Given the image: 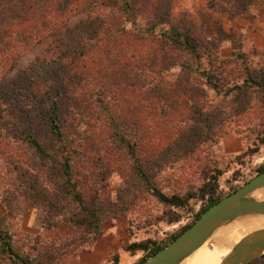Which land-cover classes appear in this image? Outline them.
<instances>
[{"label":"rangeland","instance_id":"374dc122","mask_svg":"<svg viewBox=\"0 0 264 264\" xmlns=\"http://www.w3.org/2000/svg\"><path fill=\"white\" fill-rule=\"evenodd\" d=\"M124 4L125 0H0V94L9 99L11 93L8 90L19 74L33 69L39 58L50 62L56 60L53 55L55 41L68 27L86 16L114 15L109 23L111 36L120 35L119 31L124 30L142 38L137 41L134 36H124L121 42L136 43L127 58L138 66L136 73L141 76L144 86L134 93L125 87L121 94H117L121 99L117 108L128 116L130 140L135 143L139 156H144V152L153 155L174 140L176 132L169 133V128L181 119L178 120L182 111L173 113L168 119L155 117L158 114L154 113L152 102L148 100L152 97L154 85L159 82L163 87H174L178 78H190L207 91L204 102L223 107L229 113L218 141L186 158L167 162L156 171V183L168 196L177 193L186 196L189 190H198L205 185L209 186L205 191L212 190L216 184L215 197L221 201L256 177L264 165V90L256 92L260 98L254 101L252 111L236 116L238 106L234 97L217 94L201 73L209 69L210 58L212 61L215 57H222L230 59L231 83L242 82L243 61L237 56L243 51L248 65L264 66V51L253 45L254 38L249 36L246 26L241 25L251 18L254 6L264 11V0H174L173 16L192 20L202 36L200 60H190L174 49L166 50L165 54L158 53L156 42L160 41L161 32L169 27L160 26L154 32L148 31L152 22L150 14L130 15L122 10ZM249 7V15H242ZM238 46L241 52L236 50ZM67 60L54 77L63 82V87L58 89L65 127L70 135L75 131L80 138L83 137L84 149L89 148L86 150L89 156L84 161L92 159L86 164L87 167L90 165L92 173L98 172L100 167L108 169L107 177L97 176L96 182L88 180V174L84 173L83 182L114 196L115 202H119L124 187L136 178L138 181L134 160L112 143L106 128L108 117L101 113L95 91L90 93L94 85L86 87L81 83L84 76L93 73L91 67H81L87 58ZM182 63H190L193 71L184 72L180 67ZM49 77L53 78L51 74ZM19 86L17 96L10 98L14 105L19 104L21 98L36 105L30 90L21 82ZM128 99L132 101L130 111L124 103ZM141 99L143 103H134ZM3 106L0 102V107ZM184 114L187 115L185 110ZM30 117V121L21 120L12 114L0 120V227L9 230L15 249L37 264H142L153 255L148 256L143 250L131 252V245L154 242L167 247L175 234L196 223L198 215L209 203L207 195L204 200L194 198L185 207L178 208L142 192L129 211L104 222L101 236L79 244L77 240L82 232H75L63 218L47 220L42 200L25 189L24 176H31L40 182V189L50 193L53 190L48 175L45 176L35 164L37 155L22 138V131L33 125L40 134L39 138L44 140L35 114ZM0 264H15L1 254V248Z\"/></svg>","mask_w":264,"mask_h":264},{"label":"trees","instance_id":"16d2710c","mask_svg":"<svg viewBox=\"0 0 264 264\" xmlns=\"http://www.w3.org/2000/svg\"><path fill=\"white\" fill-rule=\"evenodd\" d=\"M173 6L174 0H125L122 10L134 16L150 14L152 22L149 24L148 31L154 32L160 26L169 27L161 32L160 41L156 42L158 53L165 54L166 50L174 49L182 53L184 57L200 60V49L203 48L199 46V43L202 42V36L194 27L192 20L187 17L173 16ZM249 10L250 7L242 15L247 17ZM113 16L83 17L56 39L55 53L53 52L56 60L50 62L46 59L39 60V58L33 69L23 70L19 74L12 88L8 90L11 93L10 96H17V92L20 91L19 82H21L30 90L36 105H30L26 98H21V102L14 105L10 96L6 99L7 95L0 94V102L4 105L0 107V120H3L4 116L15 114L21 120L30 121V115L34 113L35 120L42 127L41 136L44 140L39 138L40 134L36 133L33 125L22 131V138L37 155L35 158L40 163L37 161L35 164L45 176L48 175L47 178L50 180L48 183L52 184L53 190L50 193L49 190L40 189V182L38 183L31 176L28 178L24 176L25 189L42 200L41 205L47 220L56 221L58 218H63L75 232L78 230L82 232L81 238L77 240L79 244L101 236L104 222L129 211L142 192L151 194L165 205L178 208L185 207L194 198L204 200L209 195V203L200 212L197 220L220 201L215 197L216 184L212 190L205 191L208 186L205 185L198 190H189L186 196L178 193L168 196L156 183V171L161 170L167 162L186 158L190 153L200 151L205 145L218 141L221 136L220 129L228 120L229 113L223 107L204 102L208 96L207 91L204 87L194 84L190 78H178L174 87L168 85L163 87L159 82L154 85L155 89L151 90L152 97L148 100L152 102L154 113L158 114L155 117L168 119L173 113L182 111L178 120L181 119L169 128V133L176 132L174 140L153 155L144 152L145 157L142 154L139 156L135 143L130 140L128 116L124 110L117 108L121 100L117 94H121L125 87H129L134 93L136 89L140 91L144 86L140 81L141 76L136 73L138 66L127 58L129 51L133 50L136 43L121 42L124 36H134L137 41L142 38L139 35L135 36L134 33L128 34L124 30L119 31L120 35L111 36L109 23ZM194 32L197 34L194 35ZM236 50L240 51V47H236ZM244 52L237 56V59L243 61L242 82L231 83L230 59L222 57H215L212 61L210 58L209 69L201 73L202 78L213 87L217 94L224 93V96L234 97V102L238 106L236 116H242L249 110L252 111L254 101L260 98L256 92L264 90V66L257 68L248 65ZM85 57L87 60L81 67H91L93 73L84 76L81 83H85L86 87L94 85L90 93L92 90L95 91L94 96L97 97L101 113L104 112L103 115L108 117L106 128L110 139L117 148L130 154L138 174V181L136 178L124 187V194L119 202H115L114 196L111 197L93 186L84 184V173L88 174V180L96 182L97 176L107 177L108 169L100 167L98 172H91L90 165L87 167L86 164L92 159H85L88 162L84 161V158L89 156V152L86 151L89 148L84 149L83 137L80 138L75 131L73 135L67 132L61 114L58 87H63V82H60V78L54 77L57 70L64 67L63 63L66 59L79 61ZM180 67L184 72L193 71L190 63H182ZM49 74L53 78H50ZM107 97L108 100H106ZM136 102V105H139V102L141 104L144 101L141 99L134 103ZM261 102H263L262 99ZM124 103L130 111L132 101L128 99ZM32 106L34 110L31 109ZM142 108L140 106V109ZM184 110L187 115L184 114ZM141 132L142 130H140V136ZM111 149L114 148L111 147ZM262 172H264V165L259 168L258 174ZM46 192L48 193L45 194ZM194 223L175 234L171 241L177 239ZM165 246L154 242L134 243L129 251L143 250L148 252V256H152ZM0 248L1 254L14 261L15 264H37L29 256H24L15 249L11 233L2 226L0 227ZM262 261H264V256L252 264H261Z\"/></svg>","mask_w":264,"mask_h":264},{"label":"water","instance_id":"95a60500","mask_svg":"<svg viewBox=\"0 0 264 264\" xmlns=\"http://www.w3.org/2000/svg\"><path fill=\"white\" fill-rule=\"evenodd\" d=\"M262 188L264 172L209 208L192 227L142 264H179L200 249L216 231L245 215H264V201L251 197ZM263 251L264 229H260L244 237L232 250L228 264H251L263 256Z\"/></svg>","mask_w":264,"mask_h":264},{"label":"bare ground","instance_id":"6f19581e","mask_svg":"<svg viewBox=\"0 0 264 264\" xmlns=\"http://www.w3.org/2000/svg\"><path fill=\"white\" fill-rule=\"evenodd\" d=\"M251 197L259 202L264 201V188ZM260 229H264V215H245L216 231L200 249L179 264H228L232 250L244 237Z\"/></svg>","mask_w":264,"mask_h":264},{"label":"crops","instance_id":"0c3cea01","mask_svg":"<svg viewBox=\"0 0 264 264\" xmlns=\"http://www.w3.org/2000/svg\"><path fill=\"white\" fill-rule=\"evenodd\" d=\"M255 7L256 6L251 9V18L247 19L245 23H241V25L243 27L246 26V28L249 30V36L254 38L255 43H253V45L256 48L264 51V42L258 43L264 40V11L260 7ZM260 28H262V30Z\"/></svg>","mask_w":264,"mask_h":264}]
</instances>
